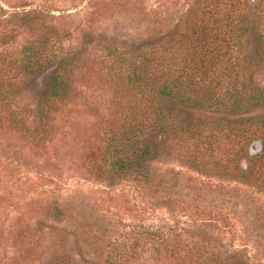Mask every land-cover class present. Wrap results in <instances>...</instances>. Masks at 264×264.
<instances>
[{
	"label": "rangeland",
	"instance_id": "1",
	"mask_svg": "<svg viewBox=\"0 0 264 264\" xmlns=\"http://www.w3.org/2000/svg\"><path fill=\"white\" fill-rule=\"evenodd\" d=\"M204 10L230 17L233 31L264 35V0H0V264H121L123 256L127 264H173L155 253L152 243L142 245L151 231L176 234L180 242L193 239L197 248L205 240L248 264H264V192L225 180L221 167L255 164L264 173L260 133L219 135L204 167L185 157L186 145L181 154L177 146L167 147L144 163L145 185L131 179L111 184L91 162L96 145L103 150L114 136L121 140L112 121L115 92L112 84L90 87L76 78L89 64L106 75L108 65L143 61V53L163 61L164 50L191 46L187 35L208 17ZM244 38L230 43L240 49L239 57L257 43ZM72 55L75 60L58 70L63 76L73 73L79 104L44 149L11 129L8 116L17 112L35 127L36 101L48 97L58 60ZM78 62L84 67L77 72ZM225 78L218 90L226 93L219 101L215 96L214 107L195 111L188 120L204 135L236 126L248 107H237L235 114L233 91L240 86ZM255 81L264 84V71ZM105 132L112 137L108 143ZM150 184L158 192L143 187ZM136 236L134 250L129 244Z\"/></svg>",
	"mask_w": 264,
	"mask_h": 264
},
{
	"label": "trees",
	"instance_id": "2",
	"mask_svg": "<svg viewBox=\"0 0 264 264\" xmlns=\"http://www.w3.org/2000/svg\"><path fill=\"white\" fill-rule=\"evenodd\" d=\"M203 14L209 15L205 19L202 18L200 26L187 35L188 41L192 42L191 46L181 50H164L163 61L149 60L147 53H143V61L108 65L106 75L100 72L101 68L89 64L81 77L76 78L78 84L90 87L112 84V91L115 92L112 121L121 140L114 136L115 141L112 140L103 150L97 145L95 150H90V155L93 156V160L91 159L93 169L98 172V176L105 175L111 184L131 179L145 185L143 183L147 175H144V163L166 152L164 149L167 147L177 146L181 154V145H186L185 157L192 163L204 167L218 143L219 135L229 138L232 134L243 136L249 132L252 135L260 133L264 138V84L259 85L255 81V74L264 71V35L249 34L246 30L233 31V20H229L230 17L217 16L211 10L207 13L204 10ZM209 25L214 27L211 31L208 30ZM242 37H245L248 43L253 41L257 43L251 46V50L245 56L239 57L237 54L240 49L233 50L230 43ZM74 60L75 55L67 57V60L60 59L52 70L48 97H45L46 99L40 97L39 101H36L35 117L38 124L35 127L32 128L24 118L17 117V112L11 111L8 116V126L11 129L22 132L25 139L30 141L36 139L44 149L58 135L59 128L69 116V111L79 104L75 102L77 97L74 96V92L77 86L73 73L63 76L58 70L64 69L66 63L69 61L72 63ZM78 64L77 72L84 67L80 62ZM25 70L30 71L28 66H25ZM225 77H233L236 86H240L233 91L236 94L233 102L235 114L239 113L237 107L241 108V105L248 107L236 126L218 128L216 132L211 130L204 135L201 127L191 125L192 113L205 109L208 112V109L214 107L215 96L217 95L218 100L220 95L226 93L221 94L218 90L219 87L222 88L221 82ZM123 97H126V100L120 104ZM182 116L184 117L181 118ZM106 134L105 132L103 141L108 143L112 137L106 138ZM191 140L192 145L189 144ZM124 141L125 147H121ZM94 144L95 142L90 146H95ZM214 163L218 164V161L215 160ZM229 164L221 166L227 171L225 180L231 179L255 186L264 192V173L258 170L255 164L244 168L234 166L230 170ZM143 187H149L147 190L152 193L158 192L157 185ZM54 211L60 213L61 210L55 208ZM83 228V234L89 236L88 226ZM169 234L170 232L166 235L151 231L145 236L149 241H143L142 245L152 243L151 249L157 254L160 251L166 254L169 262L173 264L249 263V260L236 253L219 248L215 250V246L208 241L200 240L197 248L195 240L181 238L180 242L175 240L176 234ZM134 239L136 240L133 245H129L135 250L134 246L139 240L137 236ZM55 258H60L59 254ZM131 258L139 261L138 256L134 255ZM131 258L128 256V259ZM118 260L121 264H127L125 256L119 257Z\"/></svg>",
	"mask_w": 264,
	"mask_h": 264
}]
</instances>
